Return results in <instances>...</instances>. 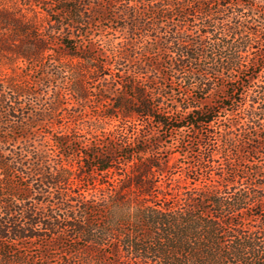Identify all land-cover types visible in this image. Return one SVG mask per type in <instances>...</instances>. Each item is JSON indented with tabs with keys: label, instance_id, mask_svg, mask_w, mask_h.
Masks as SVG:
<instances>
[{
	"label": "trees",
	"instance_id": "obj_1",
	"mask_svg": "<svg viewBox=\"0 0 264 264\" xmlns=\"http://www.w3.org/2000/svg\"><path fill=\"white\" fill-rule=\"evenodd\" d=\"M28 2L33 15L0 0V63L11 69L0 72V264L264 263V218L248 214L264 207V145L246 147L264 132V83L248 101L241 88L264 70V0H37L43 19ZM95 24L127 36L96 35ZM37 64L43 76L30 80ZM43 78L53 93L40 106ZM92 96L112 128L79 129L91 152L78 155L77 131L60 126L49 153L38 127ZM186 127L201 131L206 174L160 183L169 163L154 155L166 141L154 129ZM246 148L262 159L244 165ZM67 230L76 238L63 243Z\"/></svg>",
	"mask_w": 264,
	"mask_h": 264
},
{
	"label": "rangeland",
	"instance_id": "obj_2",
	"mask_svg": "<svg viewBox=\"0 0 264 264\" xmlns=\"http://www.w3.org/2000/svg\"><path fill=\"white\" fill-rule=\"evenodd\" d=\"M4 1L6 4L12 5L14 7H16L19 10H22L26 13H28L29 15H33V13L31 11H28V5L27 3L28 0H2ZM42 1V0H40ZM46 1V0H43ZM48 1V0H47ZM94 3L98 2L99 0H92ZM35 9L38 12V17H41L42 19L45 17H48V14L46 13V11L44 10V4L37 2V0H35ZM113 5H118V2H113ZM246 12V14H248L247 9L244 10ZM106 29L104 26H100L99 24H95L94 26V33H96V35H98L99 33L103 32V34H106L107 36H116V41H121L124 40V36H127V31H117L115 29H108V30H104ZM110 32H115L114 34H111ZM98 37V36H97ZM153 38L150 39V41H152ZM0 59H2L0 57ZM4 61H6L7 59H2ZM126 65H121V66H117L115 67V70L119 67L120 69H124L126 70ZM10 64H1L0 63V72L5 71V72H10L11 69L9 68ZM19 72H21V70H19ZM252 71L248 72L251 73ZM254 72V71H253ZM44 73V68L41 67V65L37 64L35 66H32L31 69V76H29L30 80H34L38 77L43 76ZM121 75V74H120ZM28 79V80H29ZM39 79V78H38ZM245 79L247 80V78L245 77ZM88 84L89 86H94L96 84V82H94L93 80H88ZM259 83H264V70H262L258 77L253 81V82H248L246 83L245 87H241L242 89H244V92L246 94V99L244 98V100L248 101L249 99H251V95L254 94V92L257 90L256 85H258ZM47 81L43 78L42 79V83L41 81L38 82L37 84V89L38 91H42V93H40V95L37 97H35V103L37 105H43L46 101L48 102L52 97V93L53 90L52 88H47ZM245 84V83H244ZM52 85V84H51ZM46 94H43L45 93ZM184 92H186L188 95V97L191 99L190 101L192 103H196L195 100V92L194 90L190 87L186 90H184ZM225 95L224 91H220L219 93L216 94H212L208 96V101L209 103H214V102H219L222 100V97ZM100 98H98L97 96H92L90 97V99L85 103L84 108H79V109H75V108H71V107H66L63 108L59 111L58 114V119H57V123H51V121L46 122L45 124H43L42 126L38 127L39 131H45L46 135L48 138H46L43 142V145H47L46 148H48V152L52 153L53 149H55L54 146H52V139H50L53 135H59V133L56 131L57 129H59V127H65L66 129L72 128L73 130L75 129L77 131V134L72 135V139H74L75 141H73V143L76 144V148L78 149V155H82L83 153H90L91 150L87 149L85 147H82V145H80L78 143V141L76 140L79 137V129H81L80 132H84L86 131V129H90L94 126L95 122L99 125V126H103L106 128V130H109L112 128V124L108 123L110 122V120L108 119V117H105L103 115H99L101 114L100 112L103 110L102 108V104L99 101ZM245 102V101H244ZM247 103V102H246ZM244 103L243 105L239 108L240 110H238V114L241 117H244ZM109 111L110 110L109 108ZM232 116H230V112L227 113H223L221 115L220 119H225L226 118H231ZM219 123L216 122V125H214V128L217 127ZM63 128V129H65ZM149 129L145 128L141 131V134L147 135L148 133L145 132ZM163 132H161V129L155 128L154 129V134H155V138H164L166 139V141L162 142L161 145V149L160 151H158V154H154L155 157L159 158V159H163V160H167L169 163V169L167 171H165L164 173H158L155 172L154 174V179L155 180H159L160 179V183L165 181V182H172L171 180L173 179H177L178 177L184 176L186 173L188 174H192V171L195 170L196 168H198L197 172L198 173H203L206 174V171L203 170V168H199L201 167L202 164L201 161L204 158V143L201 142V131L198 132L197 129H194L193 127H186L183 128V130L175 133V132H170L169 130L167 131L166 129L162 130ZM167 135L172 136V138H167ZM261 136V137H260ZM141 139V142L139 143L140 146L144 147V146H151V144H149L148 142H145ZM42 144V142H40ZM262 144L264 145V132L263 133H259V137L256 138L255 141L253 142H249L246 144V147H252V146H257L259 147V145ZM70 147H72L70 145ZM155 147L158 148L157 145H155ZM73 148V147H72ZM75 149V148H74ZM247 149H244L242 151V156L244 158H246L247 163H243L244 165H251L252 162H248V161H252V159L259 161L261 160L262 156L260 155H256L255 158H250L249 155L247 154ZM95 150V149H94ZM149 154H146L145 156H148ZM216 162L215 165H218L219 163H221V161H223L224 158H220V157H216ZM87 160V158H84L83 162L77 158H74V160L71 162L72 167H76L77 166H81L82 163H85V161ZM69 163V162H67ZM86 165V163H85ZM196 171V170H195ZM77 174H83V170H77L76 172ZM124 174L123 169L117 170V171H110L106 174H104V176L101 178V176H98V178L102 179L101 182H106V181H111L113 178H117L119 177V174ZM197 175V173L192 174V176ZM83 179V178H82ZM87 179V177L85 178ZM78 183V184H77ZM81 183V184H79ZM87 180L84 182H80V181H76L73 184V187H75L76 191H82V187H84L85 184H87ZM72 187V188H73ZM253 213H260L262 214V216H259L258 218L253 217V219L255 220H259L264 218V207L262 209L260 208H252L248 210V214L251 215ZM238 220H243V218L238 217ZM76 237L71 233V231H66L65 234L63 235L62 238V242L63 243H69V241H73ZM81 240L79 239L78 242H80ZM32 253H35L33 251H31ZM55 252H59L58 250H54L53 254H55ZM121 254H123V251L120 252ZM36 255V254H35ZM64 255V254H61ZM107 256H110V254H107ZM106 256V258H107ZM10 257H14V256H10ZM112 257V256H111ZM13 258L8 259V261L2 260L3 264H20L21 262H24L23 260H15V262L13 261ZM109 260V259H108ZM38 262V260L35 258L34 261L30 262V264H34ZM264 264V263H262Z\"/></svg>",
	"mask_w": 264,
	"mask_h": 264
}]
</instances>
